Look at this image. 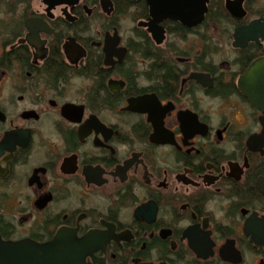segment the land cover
<instances>
[{
    "label": "flooded vegetation",
    "instance_id": "1",
    "mask_svg": "<svg viewBox=\"0 0 264 264\" xmlns=\"http://www.w3.org/2000/svg\"><path fill=\"white\" fill-rule=\"evenodd\" d=\"M262 60L264 0H0V239L264 264Z\"/></svg>",
    "mask_w": 264,
    "mask_h": 264
},
{
    "label": "water",
    "instance_id": "2",
    "mask_svg": "<svg viewBox=\"0 0 264 264\" xmlns=\"http://www.w3.org/2000/svg\"><path fill=\"white\" fill-rule=\"evenodd\" d=\"M243 83L249 87L246 92L251 100L264 109V60L251 67ZM84 244L63 231L42 247L5 243L0 239V264H83Z\"/></svg>",
    "mask_w": 264,
    "mask_h": 264
}]
</instances>
